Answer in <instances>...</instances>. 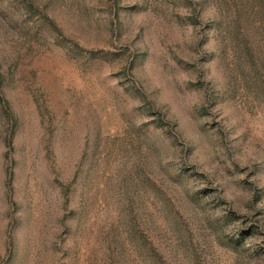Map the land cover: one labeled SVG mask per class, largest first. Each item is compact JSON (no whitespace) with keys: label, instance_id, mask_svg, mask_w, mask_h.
<instances>
[{"label":"rangeland","instance_id":"rangeland-1","mask_svg":"<svg viewBox=\"0 0 264 264\" xmlns=\"http://www.w3.org/2000/svg\"><path fill=\"white\" fill-rule=\"evenodd\" d=\"M0 264H264V0H0Z\"/></svg>","mask_w":264,"mask_h":264}]
</instances>
